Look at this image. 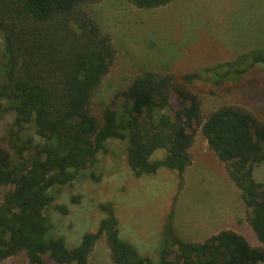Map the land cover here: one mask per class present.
Returning <instances> with one entry per match:
<instances>
[{
	"label": "trees",
	"instance_id": "trees-1",
	"mask_svg": "<svg viewBox=\"0 0 264 264\" xmlns=\"http://www.w3.org/2000/svg\"><path fill=\"white\" fill-rule=\"evenodd\" d=\"M98 1L0 0V115L10 118L0 134V186L8 187L0 202V261L23 253L26 264H45L46 258L88 264L104 237L113 264H264V183L253 176L264 161V117L232 104L203 114L189 87L205 73L219 84L264 65V46L179 77L144 70L115 94L121 103L97 117L92 98L114 57L110 36L84 8ZM128 1L156 8L171 0ZM197 132L240 190L258 245L231 229L185 241L172 227L171 210L165 244L154 261L121 239L111 203L100 205L105 216L72 247L53 231L51 190L92 167L108 139L126 140L124 157L135 177L165 166L177 172L181 186ZM159 148L164 157L151 160ZM56 208L67 212L63 205Z\"/></svg>",
	"mask_w": 264,
	"mask_h": 264
},
{
	"label": "rangeland",
	"instance_id": "rangeland-1",
	"mask_svg": "<svg viewBox=\"0 0 264 264\" xmlns=\"http://www.w3.org/2000/svg\"><path fill=\"white\" fill-rule=\"evenodd\" d=\"M84 8L110 36L114 47L110 69L91 102L97 117L106 106L116 108L121 98L115 94L144 70L179 77L208 64L227 61L248 48L264 46V0H171L156 8H137L128 0H100ZM1 43L0 38V47ZM189 87L200 98L203 114L232 104L257 118L264 117L262 64L219 84H215L214 75L205 73ZM171 101L175 102L173 97ZM158 114L160 111H155ZM9 120V116L0 115V134ZM105 144L106 149L99 151L92 167L80 171L69 184L51 190L55 197L49 208L53 231L70 247L77 244L84 232L97 228L105 216L100 205L105 203L113 205L121 239L154 261L165 244L164 223L175 204L177 226L186 235L201 226L205 228L206 219L216 214L224 223L231 221L245 206L240 190L225 179V167L207 149L200 132L196 133L191 149L194 165L190 173L183 174L181 186L177 172L165 166L153 174L135 177L124 157L126 140L110 138ZM164 155L165 150L159 148L150 159H162ZM253 176L264 183V161L254 168ZM7 188L0 186V202ZM56 205L65 206L67 212ZM229 226L243 233L251 245L259 243L245 216ZM0 264H26V257L17 254ZM45 264L57 263L46 258ZM88 264H113L104 237L96 241Z\"/></svg>",
	"mask_w": 264,
	"mask_h": 264
},
{
	"label": "crops",
	"instance_id": "crops-1",
	"mask_svg": "<svg viewBox=\"0 0 264 264\" xmlns=\"http://www.w3.org/2000/svg\"><path fill=\"white\" fill-rule=\"evenodd\" d=\"M192 147H193V145L190 147V153L192 152V150H191ZM206 147H207L208 150H210L208 148V146H207V143H206ZM194 159H195L194 158V155L191 154V162L186 167V169L184 171L185 175L187 174V172L190 173V169H192L191 167L194 165ZM221 164L224 166V163L223 162H221ZM224 171H225L224 174H226V178L225 179L228 180V181H230L234 185V188L237 190V186L229 178V176H228L225 168H224ZM185 175H183V180L185 179ZM229 189L232 190V188H229ZM236 194H237V192H236ZM244 216L246 218V207L245 206L241 207L239 213L238 214H234V216L231 218V221H226V223L223 222L224 220L223 221L222 220H219L218 219L219 216H218V214H216L213 217H211L210 219H206L207 220V225H205L206 226L205 228L203 226H201V228H198V230L196 232L194 231L193 233H190V234L186 235V234L181 233V231L179 229V226H177V206L175 204V208L173 209V215H172V225H173V228H174L176 234L179 237H181L183 240L189 241V242H201V241L205 240L206 238H208L210 235H212V234H214V233H216V232H218L220 230H223V229H231V230H234V231H236V232H238V233H240V234L243 235V233H241L240 231L236 230L232 226H229V224H231L232 221H235L238 218H241V217H244ZM225 217H226V215H225ZM178 224H179V221H178ZM213 226H215V227H213ZM194 238H197V239H194Z\"/></svg>",
	"mask_w": 264,
	"mask_h": 264
}]
</instances>
